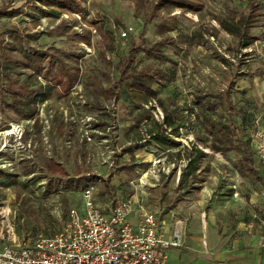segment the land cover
Returning a JSON list of instances; mask_svg holds the SVG:
<instances>
[{
    "label": "rangeland",
    "instance_id": "1",
    "mask_svg": "<svg viewBox=\"0 0 264 264\" xmlns=\"http://www.w3.org/2000/svg\"><path fill=\"white\" fill-rule=\"evenodd\" d=\"M161 1L75 0L80 4L76 12L51 8L40 0H0V13L19 11L14 18L0 19L4 47L0 89L40 93L46 88L48 94L36 105L32 119L21 118L0 103V238L14 235L17 241L32 243L60 232L71 208L83 210L81 193L86 185L96 187L102 204L139 194L143 205L161 219L175 201L182 200L179 206L187 201V192L177 181L197 151L207 156L198 162L201 171L189 178L190 192L213 190L221 179L236 183L239 196L264 198V164L254 150L256 135H264V0H256L261 16L250 32L255 41L247 48L220 25L244 15L247 0H181L200 8L192 11L174 4L162 11V20L145 25L139 10L151 13ZM162 22L172 31L162 34ZM127 27L134 33L123 39ZM141 36L148 46L165 38L175 41L163 50L165 60L138 57L137 73L159 70L171 80L155 82L157 97L146 96L147 102L131 89L133 78L122 81L119 67ZM21 49L31 54L59 49L80 55L78 61H68L79 68V81L66 92L32 78L16 63L24 60ZM5 99L30 107L27 100L10 94ZM164 109L169 110L172 125L165 127L164 143H158L151 132L156 133V123H164ZM87 115L96 118L89 130L92 141L85 138V127L72 120ZM12 124L24 127L22 142L31 143L29 152L3 148L7 138L3 134ZM221 130L230 141L217 140ZM241 142L243 147L226 155L215 150L235 148ZM10 144L16 145L13 138ZM244 150L252 167L242 156ZM157 167L164 172L155 174ZM255 183L261 185L259 190L253 188ZM207 215L211 224L204 226L203 249L196 248L197 242L188 250L172 248L167 264H233L232 259L220 261L214 247L220 241L226 248L222 252L231 254L239 236L226 228L229 220L215 212L214 204L207 205ZM259 246L264 250V234Z\"/></svg>",
    "mask_w": 264,
    "mask_h": 264
},
{
    "label": "built area",
    "instance_id": "2",
    "mask_svg": "<svg viewBox=\"0 0 264 264\" xmlns=\"http://www.w3.org/2000/svg\"><path fill=\"white\" fill-rule=\"evenodd\" d=\"M133 33L134 28L127 27L121 36L127 39ZM160 114L164 120L163 113ZM72 120L85 127L84 136L92 141L89 130L96 118L87 115ZM10 132L12 134L8 135ZM24 134L22 125L12 124L3 134L7 137L3 148L19 147L29 152L32 145L22 142ZM11 138L15 146L10 144ZM255 152L264 164V135L261 133L256 135ZM164 170L157 167L153 171L158 174ZM81 196L83 210L71 208L63 229L53 236L42 235L32 243H22L14 235L10 236L8 246L0 245V264H167V251L183 246L181 234L175 233L173 239H167L160 217L143 206H140L136 224L132 222L135 207L140 204L137 197L102 204L95 186L85 188Z\"/></svg>",
    "mask_w": 264,
    "mask_h": 264
},
{
    "label": "trees",
    "instance_id": "3",
    "mask_svg": "<svg viewBox=\"0 0 264 264\" xmlns=\"http://www.w3.org/2000/svg\"><path fill=\"white\" fill-rule=\"evenodd\" d=\"M46 6L51 8H59L62 10H70V11H80V4L75 2V0H40ZM181 7V8H189L192 11L199 10V6L195 3L191 4L186 1H174V0H162L158 6L151 10V13L144 12L142 9L139 10L140 16L143 18L145 25L152 24L155 20H162L164 15L162 13L163 10L170 8L172 5ZM19 15V11H5L0 13V19L4 17L14 18ZM261 16V5L256 0H247L246 11L245 14L242 15L239 19L233 18L231 20H222L220 21V25L222 29L228 33L229 35L236 37L242 43L244 48L252 45L255 39L251 35V30L256 26L259 22V18ZM159 28L161 33L164 34L166 32L172 31V28L168 26L167 23L162 22L159 24ZM144 41V37L141 36V42L136 44L133 42L129 55L127 56L125 61H122L120 64V73L122 81H127L133 78V82L130 84L131 89L135 92H138L139 99L147 102L146 96L149 97H157V92L153 90V85L155 82H166L171 81L168 80L167 74L157 70L154 73H137L134 70V66L138 62V57L140 55L145 56L148 59L161 61L167 59L166 55L163 53V50L174 44V40L172 38H165L161 41L155 43L152 46L145 45L142 43ZM3 41L0 39V53H3ZM53 53H47L45 51H40L38 53H28L24 49L20 50V55L23 57V61H16L18 64H22L24 70L30 71L31 77L35 79L42 78L47 84L50 85L51 88L54 87H63L66 92H69L75 84L80 79L79 68L72 65L68 61H78L81 58L80 55H76L73 53H67L61 51L59 49H52ZM1 67V63H0ZM46 88H43L40 93L37 91H27L26 93H21L20 91H15L12 89H0V103L2 108H8L14 111L19 117L25 119H32L36 116V105L39 102H44L47 100L48 94L46 92ZM5 94H10L12 96H16L19 99H25L29 102L30 107L25 109L20 106V101L16 103H8L5 99ZM176 112V110H175ZM165 115V125L171 126L172 124L169 122L170 116L169 110L164 109ZM142 119H140L141 121ZM211 126H214V123H211ZM159 130L157 134L154 135V139L159 143H163L165 140V127L164 125L158 127ZM220 133L219 138L217 139L220 143H226L230 141L227 137V134L224 131L218 132ZM223 133V134H222ZM243 143L241 142L235 148L223 149L219 146H216V151L219 153H223L226 155L228 150H239L240 147H243ZM207 156L206 153L199 151L197 156L194 159H190L188 167L183 172L179 187L182 188L184 184L189 180L190 176L193 175L194 172L197 171L198 162L200 159L205 158ZM243 158H245L246 162L249 161L251 165H253L252 159L249 156L247 150L243 151ZM241 174H245L241 172ZM85 188L88 185L84 186Z\"/></svg>",
    "mask_w": 264,
    "mask_h": 264
},
{
    "label": "crops",
    "instance_id": "4",
    "mask_svg": "<svg viewBox=\"0 0 264 264\" xmlns=\"http://www.w3.org/2000/svg\"><path fill=\"white\" fill-rule=\"evenodd\" d=\"M164 123H156L157 130L156 133L151 132L152 137L157 134L159 126H167ZM252 166L253 165L250 164V167ZM197 171H201L200 165H198ZM196 172H194L193 175H195ZM241 172H244V170H241ZM181 176L177 181V186L180 185ZM189 184L190 179L182 187V189H184L182 192H187V196L185 197L187 201H183V203H181L182 206H179V203L182 200L175 201L171 207L167 208L168 210L160 219L166 238L173 239L175 233H180L181 242L183 244L181 249L188 250L190 247H194V245L191 246V244L197 242L198 244L196 245V248H201L199 250H202V237L205 233L204 226L211 221L206 219L208 218L207 205L212 203L214 204L215 212L221 213L229 220V223L225 224L226 228L232 229L233 234L239 236L237 239L238 242L235 243L234 248L229 249L231 254L223 253L226 251V248L220 247L219 241L217 243L219 244V247L216 248L217 250L214 247V251H219V254H216V257L222 262H224L225 259L235 260L233 264H264V250L259 246L260 238L264 234V198H259L255 195L249 196V198L239 196V191L234 190V188L238 187V185H235L236 183H224L221 179L216 180V187L213 190L208 188L207 190L203 189L200 192H190ZM259 186H261L259 183L253 184V188L257 190H259ZM262 187L264 189V184ZM229 189L232 191L227 194H222ZM211 193L215 195L214 199H211ZM126 197H137L140 201V204L136 205L135 212L132 216V222L136 224L140 206L145 207L143 205V198L139 194L125 195L121 198ZM194 208H197L199 212L196 213ZM209 219H211L210 216ZM213 219L218 221V216L213 217ZM209 224H211V222ZM9 238L10 237L6 238L4 235L1 236V247L10 244ZM211 244H213L212 241ZM222 244H224L225 247L226 242Z\"/></svg>",
    "mask_w": 264,
    "mask_h": 264
},
{
    "label": "bare ground",
    "instance_id": "5",
    "mask_svg": "<svg viewBox=\"0 0 264 264\" xmlns=\"http://www.w3.org/2000/svg\"><path fill=\"white\" fill-rule=\"evenodd\" d=\"M9 134H12V132H11V133H8V135H9Z\"/></svg>",
    "mask_w": 264,
    "mask_h": 264
}]
</instances>
